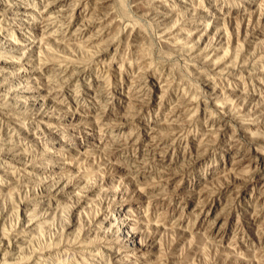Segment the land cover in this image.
Here are the masks:
<instances>
[{"label":"rangeland","instance_id":"374dc122","mask_svg":"<svg viewBox=\"0 0 264 264\" xmlns=\"http://www.w3.org/2000/svg\"><path fill=\"white\" fill-rule=\"evenodd\" d=\"M19 1L29 33L0 37L23 71L0 73V264H264V0H167L164 22L60 0L50 36L33 27L54 0Z\"/></svg>","mask_w":264,"mask_h":264},{"label":"bare ground","instance_id":"6f19581e","mask_svg":"<svg viewBox=\"0 0 264 264\" xmlns=\"http://www.w3.org/2000/svg\"><path fill=\"white\" fill-rule=\"evenodd\" d=\"M60 0H54L53 2H52V4H51V2H50V5L46 8V11H41L40 12V14H41V16H39L40 18H41V25L40 26H35V27H33V29H36V30H39V32H40V35L41 34H47L48 36H50L49 34H48V29L49 28H51L52 27V25L53 24H55V22L56 21H59V18L60 17H62L64 14H65V9H64V7H60L59 5H57V3H60L59 2ZM110 0H98L96 3H97V5L102 9L101 11H99V12H102L103 11V13H101V16H102V18L104 19V17H106V16H108V14H109V11H108V2H109ZM138 1V3H144V6L143 7H148L153 13H155L154 15H159V16H161V18H160V20H162L163 22L164 21H167V20H170V12H172L171 10L172 9H170V5L168 4V2H167V0H137ZM180 1V0H179ZM185 2L187 1V0H184ZM184 1H182V2H184ZM136 2V1H135ZM6 3V1H2L1 3H0V6L1 7H4V9L3 10H1L2 11V14H0L2 17H5L4 19H6L7 18V12H9L10 14H12V15H15V16H13L12 18L11 17H9V18H7L6 19V21H4V24L5 25H7L8 27L7 28H1L0 27V37H2V38H4V37H6V36H11V37H14V39H15V41H11L12 42V44H15V45H21L22 46V44L21 43H19V42H17L16 41V39L18 40V38L17 37H15L14 35H13V33H14V28L16 27V31L18 32V34L19 35H21V36H23L24 37V33L23 32H26V33H29L25 28H26V24H27V22H26V20H24L23 18H21L22 16H24V17H31L33 20H34V14H32L34 11V9L29 5L28 6V4H26V3H24V2H22V1H15V2H12L9 6L10 7H8V5H6L5 4ZM175 3H177L176 1H175ZM173 4H174V2H173ZM173 4H172V6H173ZM190 4V3H189ZM146 5V6H145ZM61 6H63L62 4H61ZM139 7V6H138ZM137 7V8H138ZM215 7V6H214ZM159 9V10H158ZM67 10V9H66ZM176 10V9H175ZM79 14V13H78ZM38 15V14H37ZM101 18V19H102ZM8 21H10V22H8ZM90 21V20H89ZM161 21V22H162ZM113 22V21H112ZM112 22H110V23H112ZM160 22V23H161ZM57 23V22H56ZM94 23V22H93ZM116 23V22H115ZM92 23H91V21H90V23L88 24V22L86 23V25L85 26H90ZM162 24H164V23H162ZM11 25V26H10ZM94 25V24H93ZM107 25V24H106ZM92 26V25H91ZM90 26V27H91ZM109 26V25H108ZM6 27V26H5ZM104 28V27H103ZM109 28V27H108ZM29 29V28H28ZM71 29V28H70ZM78 28H76V30H77ZM80 29V28H79ZM82 29V28H81ZM84 29V28H83ZM68 31V30H67ZM50 32H51V30H50ZM77 32H78V30H77ZM76 32V33H77ZM82 32V31H81ZM65 33V32H64ZM80 32H78L77 34H79ZM52 34V33H51ZM82 34V33H81ZM35 35V34H34ZM225 35L228 37L230 34H228V33H225ZM22 37V38H23ZM162 37H163V39H162V42L164 43V45L165 46H167V48H172L175 44H177V37L175 36V34H173L172 35V33L170 34V33H167V30L165 31L164 30V33L162 34ZM8 38V37H7ZM50 38H53V37H50ZM198 38H199V36H198ZM42 39V37L40 38V40ZM53 39H55V37L53 38ZM28 41H32V39L31 38H28L27 39ZM218 42H220V41H218ZM217 42V43H218ZM28 45H30L29 43H28ZM8 46H10V45H8ZM12 46V45H11ZM1 56V55H0ZM5 59V58H4ZM4 59H2V58H0V73H3L4 75H6V74H8V77H11L12 79H14V81L16 80L17 81V84H18V80L20 79L19 77H20V73L21 72H23V71H21L20 69H19V71H18V73L14 76V70H18L16 67L14 68L13 67V65H12V67L11 66H8V65H10V64H12V62H14V61H17L16 59H14L13 58V56H10V62H8V61H6V60H4ZM75 66V65H74ZM78 68V67H77ZM83 71V70H82ZM76 74H77V76H76V78H78L80 75H81V72H80V70L79 71H77V72H75ZM13 74V75H12ZM41 74V73H40ZM85 74V73H84ZM148 76H150V75H148ZM147 76V77H148ZM2 78H4V77H2L1 75H0V92H1V90H3V91H8V90H11V89H8V88H10V86H12V83H13V81H12V83H9V84H2V82H1V80H2ZM25 78H27V76L25 77ZM34 79V82L36 83V76L35 77H33ZM75 78V79H76ZM81 78V77H80ZM152 78V77H151ZM95 79V78H94ZM15 81V82H16ZM21 81V80H20ZM26 81V80H25ZM95 81V80H94ZM14 82V83H15ZM27 82V81H26ZM148 82L151 84V85H155V86H157V83H158V81L156 80V79H154V78H152L151 80H148ZM34 83V84H35ZM38 83H40V82H38ZM86 83V82H85ZM97 84V83H96ZM36 85H37V83H36ZM41 85V84H40ZM42 85H44V84H42ZM94 86H95V84H93ZM46 86V85H45ZM13 90V89H12ZM44 90H46V89H44ZM50 90V89H49ZM49 90H47L46 92H47V98H46V101H55L52 97H51V93H50V91ZM0 94H2V93H0ZM29 99H31V100H39V101H44V99L42 100V98H39V97H37V98H35V99H33V98H29ZM56 102V101H55ZM61 104V103H60ZM218 122H219V124H224V118L222 117V116H220L219 117V120H218ZM68 143V142H67ZM82 143V142H81ZM70 144V143H69ZM73 144H74V146H75V143L73 142ZM69 146V145H68ZM79 146V145H78ZM71 147V146H70ZM75 194H78V193H75ZM119 208V207H118ZM118 219H120V216H118L117 218H116V220H118ZM118 233H120L119 231H118Z\"/></svg>","mask_w":264,"mask_h":264}]
</instances>
